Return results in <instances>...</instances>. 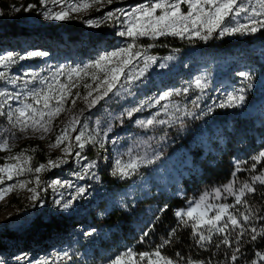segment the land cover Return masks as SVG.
I'll return each instance as SVG.
<instances>
[{"label": "rangeland", "instance_id": "1", "mask_svg": "<svg viewBox=\"0 0 264 264\" xmlns=\"http://www.w3.org/2000/svg\"><path fill=\"white\" fill-rule=\"evenodd\" d=\"M0 2L8 5L7 11L0 6V34L3 35L6 26L11 24L22 28L24 32L13 38L0 37V55L12 53L16 58L14 63L7 68H0V71H5L9 77H22L15 86L0 81V88L7 87L9 91H14L20 96L19 101H11L14 110L23 103L34 104L30 99L26 100L25 96L27 90L39 84L38 81L29 83L25 89L24 80H31V76H26V73L47 78L51 82L57 70L64 68L65 72L61 74L60 80L68 84V69L83 67L94 62L105 52L115 51L133 42L129 37L118 34L127 27L126 16L117 12V15L109 20L107 13L117 10L129 13L136 7L150 5L156 0H112L111 3L103 0L102 3L93 4L85 10L70 11L68 18L64 20L45 19V13L67 10L69 5L83 3L84 0H62L61 4H53L52 0H47V7L40 2L39 6L31 5L30 9L25 0ZM248 7L250 10L257 8L256 0H250ZM181 8L187 11L186 4L181 5ZM250 16L251 11L240 17L229 18L233 22L231 24L229 20L225 23L229 26H233L236 21L248 23ZM67 22H78L84 29L76 43L68 39L62 28ZM49 27H57L56 32L62 35L64 40H59L58 36L45 35L42 30ZM262 29L264 28L245 34L220 35L214 32L207 40L195 34H185L184 37H138L134 41L136 48L133 51L141 52L142 55L134 61L135 67H132L130 72L125 69V75L129 79L121 76L116 88L94 106H89L88 101L99 93L93 91L88 100L85 97L100 81H92L90 76L97 70L88 69V76H73L71 97L66 100L64 110L52 118L50 131H33L29 128L21 132L18 126H14V118L9 121L7 115L0 116V141L7 139L9 146L8 150H0V168L21 164L26 169L19 176L14 174L11 180L7 179L5 173H0V179L4 180V183L0 184V190L25 183L24 188L16 187L0 199V261L3 264H108L114 257L101 258L99 254H94L99 235L86 225L85 219L92 215L103 217L113 206H125L127 200L136 194L146 196L149 188L147 182L133 183L126 195H109L100 182L99 171L106 169L110 176L120 181L128 180L139 169L150 164L146 161H154L162 156L171 143L168 140V132L172 127L194 115L206 117L214 108L238 109L241 115H250L243 108L245 103L250 96L257 101L260 94H264V42L257 36ZM92 37L100 38L99 43L94 45ZM223 40L228 41L225 46L221 45ZM166 41L172 42L173 45ZM178 43L182 46H177ZM164 50L167 51L166 54L160 52ZM33 52H46L48 55H30ZM22 56L26 58L20 59ZM147 57L153 59L145 66ZM168 57L172 59L169 60ZM240 72H245L251 79L241 77L238 75ZM97 74L103 79V73ZM197 79L202 81V89L195 86ZM86 83L91 84L92 89L86 88ZM240 89H244L245 96L242 104L220 107L221 103H228L229 95H240ZM164 93L172 95L167 100L160 101V104L154 103V100ZM73 99L76 101L75 105L71 103ZM141 104L143 106L140 111L134 112L131 117L126 115L128 109L140 107ZM164 105H167V108ZM34 107L47 111L42 108V102L34 104ZM7 111L6 107L5 112ZM251 111L256 113L261 121L264 118V100H260L257 107L248 112ZM74 117L78 120L76 131L71 128L68 130V136L72 138V154L66 155L64 150L68 141L59 147L52 145L61 130L67 127ZM148 119L165 120L168 123H154L148 127L139 125L138 121ZM47 120L48 117L45 116L41 122L47 123ZM228 127L232 128L230 123ZM80 131H85L87 136H96L97 142L86 143L84 149H79L74 138ZM202 134L204 138L212 135L214 139L224 141V131L221 128L211 132L204 129ZM77 152L80 153L79 159L76 157ZM129 153L134 159L142 158L135 173L128 177L113 175L116 161L119 159L127 163ZM17 155L21 157L19 161L10 159ZM42 157L47 159L46 163H41ZM25 158L29 159L26 161ZM49 161H56L57 166L52 167ZM170 161L167 180L171 183L176 184L180 175L195 170L190 157L183 151L176 153ZM90 162L94 167L86 169L85 166ZM42 165L44 168L41 171H35ZM157 169L159 170V167ZM37 177L40 180L39 186L36 184ZM57 180L61 181V184H55ZM157 181L161 182V177H158ZM31 188H35L39 193L38 199H32L33 193L28 190ZM80 188L84 189L82 193L79 192ZM65 202L70 203L71 207L65 209ZM208 203L211 204L210 198ZM210 211L211 209L208 215ZM37 217L42 220L51 217L65 218L69 220V229L57 240H50L45 244L33 240L25 246V235ZM88 232L92 234L87 235ZM8 234L17 237L12 240Z\"/></svg>", "mask_w": 264, "mask_h": 264}, {"label": "trees", "instance_id": "2", "mask_svg": "<svg viewBox=\"0 0 264 264\" xmlns=\"http://www.w3.org/2000/svg\"><path fill=\"white\" fill-rule=\"evenodd\" d=\"M40 2L41 0H25L26 6H39ZM0 6L4 11L8 10L7 4L0 2ZM62 28L73 43L79 41L84 30L78 22L64 23ZM5 29L0 37L13 38L19 33L24 34L22 28L13 24ZM56 29L57 27H49L42 32L64 40ZM257 36L264 42V29L260 30ZM97 38L92 37L94 45L99 43L100 38ZM166 42L173 45L170 41ZM227 43V40H223L221 45L225 46ZM177 46L182 45L178 43ZM160 52L166 54L167 51ZM260 100H264L263 93L257 101L250 96L243 107L245 112L250 114L248 116L241 115L238 109L214 108L206 117L194 115L180 122L168 132V140L171 143L162 156L139 169L126 181H120L110 176L106 169H101L100 182L109 195H126L133 183L147 182L149 190L146 196L134 195L132 199L127 200L125 206H113L103 217L92 215L85 219L86 225L99 235L94 254H99L101 258H115L128 249L137 254L152 253L159 249L161 255L172 259L174 264H189V261L193 264H233L232 255L237 257L234 264H254L258 261L255 253L264 254V234H261L264 229V185L254 183L256 191L247 193L244 197L253 212L248 222L241 220L245 229L243 236L239 235V229L226 230L231 247L223 244L224 234L220 233H214L211 242H204L202 245L198 242L196 230L191 227L192 221L185 224L175 213L186 211L205 193L209 194L211 205H232L235 203L234 197L222 191V197L216 199L214 190L223 189L233 181L234 187L238 189L244 182L253 183V175L264 174V160L253 159L264 151V118L259 121L260 117L256 113L248 112L256 108ZM229 123L232 128L228 127ZM218 128L224 131L223 142L214 139L212 135L204 138V129L211 132ZM180 151L190 157L195 170L180 175L175 184L167 180V170L171 158ZM46 162L47 159L42 157L41 163ZM157 167L159 170H156ZM158 177H161V182L157 181ZM230 211L239 217L246 209L237 205ZM214 215L215 210L211 209L209 216ZM253 227L257 229L255 240L251 238ZM67 229L69 220L65 218L51 217L42 220L37 217L25 235V246L33 240L41 244L57 240ZM199 231L207 234L206 229ZM145 232L147 235H144ZM8 236L12 240L17 237L10 234ZM259 264H264V261H259Z\"/></svg>", "mask_w": 264, "mask_h": 264}, {"label": "snow or ice", "instance_id": "3", "mask_svg": "<svg viewBox=\"0 0 264 264\" xmlns=\"http://www.w3.org/2000/svg\"><path fill=\"white\" fill-rule=\"evenodd\" d=\"M103 0H84L83 3L71 4L68 6L67 10H61L57 12H47L45 13V19L48 20H64L68 18L69 12H78L90 8L93 4L102 3ZM108 3H111L112 0H107ZM250 0H156V2L151 3L150 5L145 4L139 7H136L129 13H123L120 10L116 12L107 13V19L111 20L119 12L122 15H125L127 18V27L124 31H120L118 34L122 37H129L133 42L129 43L126 47H121L115 51L105 52L103 55L99 56L94 62L84 65L83 67H74L68 69L67 80L68 84H64L60 80V76L65 72L64 68L57 70L56 74L51 78V82L47 78H39L31 73H26V76H31V80H24V87L27 88L29 83H35L38 81L39 86L27 90L25 99H30L34 104H41L42 108L37 109L34 107L33 103H23L22 106L12 109L11 101L20 100L18 93L14 91H9L7 87L0 88V116L7 115L9 121H13L14 126H18L21 132L27 131L31 128L33 131H50L49 125L52 123V118L57 116L62 110H64V105L67 99L71 97V87L73 84V76L81 78L83 76H88V69H95L96 72H93L90 76L92 81L99 80L100 83L96 85L95 89H92L91 84H85V87L92 89L88 92L85 97L88 100V97H92L93 91L99 93V95L93 97L89 100V106H94L99 100L103 99L108 95L109 92H112L119 84L121 76H125V79H129L125 75V69L131 71L132 67H135L134 61L138 60L142 53L138 51H133L136 48L134 41L138 37L151 36L156 38L163 35H175L184 37L185 34H195L203 40H207L209 36L218 32L220 35L224 34H245V33H255L260 28H264V19H257V17H264V0H256L257 8L249 9L248 3ZM41 3L47 7V0H41ZM53 4H61L62 0H52ZM187 5V11H183L181 5ZM32 6H29V9ZM18 10V9H17ZM159 10V15L157 12ZM251 11V16L248 19V23H239L236 21L233 26H229L225 23L226 20H229V23H233L232 17H240L244 13H249ZM92 23V22H89ZM30 55L32 56H46V52H33ZM26 57H20V59H25ZM15 57L12 53L6 55H0V68H7L8 65L15 62ZM153 58L147 57L145 60V66L147 62ZM169 60L172 57H168ZM163 66V65H161ZM103 73V79L97 74ZM241 77L251 79L245 72L238 73ZM22 79L21 76H12L9 77L5 71H0V81H4L7 85L15 86L18 81ZM195 86L197 88H203L204 85L200 79L195 81ZM250 86V85H249ZM101 89H103L101 91ZM186 91V90H185ZM244 89H240V95H229L227 97L228 103H221L220 107H235L242 104L245 100L243 95ZM172 93H164L154 100V103L160 104V101L167 100ZM79 98V94H77ZM54 101V103H52ZM75 100L73 99L71 103L75 105ZM140 107H133L128 109L126 115L131 117L134 112L141 110ZM7 107L8 111L5 112ZM167 108V105H164ZM123 115V114H121ZM47 116V123H42L44 117ZM120 117L118 116L117 119ZM78 120L74 117L68 124L67 127L61 130L60 135L55 139L53 147H59L65 141H68L65 147V154L71 155V149L73 147L71 143V137L68 136V130L71 128L72 131H76V124ZM141 127L153 126L154 123L165 124L168 121L159 120L155 121L154 119H148L147 121L141 120L138 121ZM110 128V126H109ZM99 133L97 132V135ZM43 138V137H41ZM76 146L79 149H84L86 143H96V136H87L85 131H80L75 136ZM7 139L0 141V150H8ZM77 159L80 158V153H76ZM19 161L21 159L20 155L15 157H10ZM29 158H25L27 161ZM142 158H132L131 153H129V160L127 163L122 162L121 160L116 161V169L112 173L113 175L119 174L121 177H128L135 173L136 169L139 167L140 161ZM256 161L264 160V151H261L258 156L253 158ZM147 163H152L151 160L146 161ZM49 164L52 167H56V161H49ZM94 167L93 163H88L85 168L91 169ZM44 168L40 166L35 171L39 172ZM26 169L21 164H13L0 168V173H5L8 180L13 178V175H21ZM31 171V169H27ZM239 170V169H238ZM253 183L244 182L237 189L234 187L235 181L226 185L223 189L217 188L214 190L215 197L219 199L221 197L222 191L226 192L228 195L234 197L235 203L232 205L229 204H219L211 205L208 203L210 198L208 193H205L194 206H190L186 211L180 210L175 213V215L185 224L189 221H192L191 227L196 230L198 236V242H201L203 245L204 242H211L212 236L214 233L224 234L223 244L231 247L230 241L228 239L227 231L228 229H239V235L243 236L244 226L241 223V220L245 223L251 218V213L253 209L248 205L247 201L244 199L247 193L255 192L254 183H259L264 185V174L253 175ZM4 180L0 179V184H3ZM36 184L39 186L40 180L36 178ZM55 184H61V181H55ZM24 188L25 183H19L14 186L0 190V199H3L4 196L13 191L14 188ZM33 193L32 199H38L39 193L35 188L28 189ZM84 189L80 188L79 192H83ZM237 205H242L246 211L238 217L230 211L231 208H235ZM65 209L71 207V204L65 202L63 204ZM210 209L215 210L214 216H209L208 212ZM187 218V219H185ZM206 229L205 232L199 231L200 229ZM251 232L252 240L257 238L256 233L257 229L252 228ZM91 232H88L87 235H91ZM261 234H264V229L261 230ZM147 235V232L144 233ZM239 251V248L236 249ZM67 255V253H65ZM179 255V254H177ZM255 255L258 257V261L254 264H259V261H264V254L257 252ZM233 264L236 261V255L231 257ZM146 261L147 264H174L172 259L162 256L159 249L152 253H134L131 249H128L121 255L116 256L111 259L108 264H141V262ZM0 264H3L0 261ZM189 264H193L192 261H189Z\"/></svg>", "mask_w": 264, "mask_h": 264}]
</instances>
